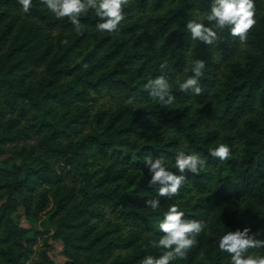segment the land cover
I'll return each instance as SVG.
<instances>
[{
    "label": "trees",
    "instance_id": "trees-1",
    "mask_svg": "<svg viewBox=\"0 0 264 264\" xmlns=\"http://www.w3.org/2000/svg\"><path fill=\"white\" fill-rule=\"evenodd\" d=\"M211 3L129 0L112 34L96 30L94 11L77 32L41 0L29 13L0 0V264H140L163 251L150 242L172 204L206 228L171 264H231L218 241L237 228L264 240V0L245 41L224 28L209 45L186 23ZM196 59L200 95L178 83ZM161 75L175 97L167 107L146 87ZM220 143L227 160L210 155ZM180 151L206 165L158 197L144 159L163 157L179 175ZM156 198L153 211L145 201Z\"/></svg>",
    "mask_w": 264,
    "mask_h": 264
},
{
    "label": "clouds",
    "instance_id": "clouds-1",
    "mask_svg": "<svg viewBox=\"0 0 264 264\" xmlns=\"http://www.w3.org/2000/svg\"><path fill=\"white\" fill-rule=\"evenodd\" d=\"M18 3L22 6L24 13H29L32 0H18ZM41 3L57 19L70 20L77 32H82L85 27L80 17L87 15L89 11H94L100 19V22L96 24V30L116 34L121 22L125 19L124 7L128 5L129 0H41ZM255 12L254 0H212L210 10L199 21L189 20L186 28L193 40L209 45L219 39L216 29L224 28H229L230 34L243 42L257 23ZM204 20L212 26H206ZM166 67V62L160 65L161 69ZM204 68L203 60L192 61L193 74L182 82H178L180 90L200 95L203 89L199 78L203 75ZM146 87L149 89L150 96L158 98L162 105L167 107L173 103L175 97L171 94V85L165 76L161 75L150 80ZM128 102L131 103V98ZM210 155L223 161L230 158L231 150L228 145L220 143L210 150ZM144 160L151 174L149 185H160L158 197L178 195L187 179L185 173H198L206 165V161L199 153L186 154L180 151L175 158V168L180 173L177 175L167 168L163 157L153 159L147 156ZM145 204L156 211L160 207V200L148 199ZM205 228L204 222L185 219L184 212L176 204L170 205L159 223V229L163 235L158 241L150 242L151 247L163 251L159 256L146 255L140 264H171L174 260L186 258L189 250L199 243L197 237ZM249 233L250 229L244 227L242 230L237 228L220 236L218 248L230 256L231 264H264V256L245 255L249 249L264 248V240L256 239Z\"/></svg>",
    "mask_w": 264,
    "mask_h": 264
}]
</instances>
